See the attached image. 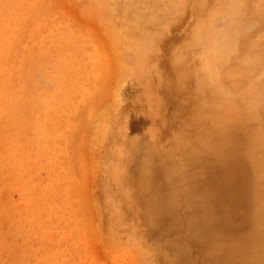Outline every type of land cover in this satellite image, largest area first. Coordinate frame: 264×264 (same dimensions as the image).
<instances>
[{"label": "rangeland", "instance_id": "374dc122", "mask_svg": "<svg viewBox=\"0 0 264 264\" xmlns=\"http://www.w3.org/2000/svg\"><path fill=\"white\" fill-rule=\"evenodd\" d=\"M263 86L264 0H0V264L264 253L245 209L220 225L197 141L210 94L241 105L230 147L252 175L243 141L252 130L264 151ZM191 149L197 178L164 198L166 159L180 167Z\"/></svg>", "mask_w": 264, "mask_h": 264}, {"label": "bare ground", "instance_id": "6f19581e", "mask_svg": "<svg viewBox=\"0 0 264 264\" xmlns=\"http://www.w3.org/2000/svg\"><path fill=\"white\" fill-rule=\"evenodd\" d=\"M255 45L256 44H253V46ZM244 68L245 71L248 72V73L246 72L247 74H251L255 72L248 70V68L245 66ZM232 76H233L232 74L228 75L229 81L231 79L232 81L234 80L233 79L234 77ZM262 88L264 91V86ZM233 103L234 102L232 101L224 100L219 95L210 94L208 99L204 101L205 105L203 106L204 108L201 112V116L199 117L202 118L203 120L204 119L206 120V127L200 130V133L197 135L198 136L197 141L201 145L208 147L212 152L210 154L211 155L210 159L208 157L207 158L209 159V166L213 168L211 170L216 174L215 181L212 184L213 185L212 187L214 189L213 188L212 189L214 191L216 189L219 196H217L218 197L217 202L214 201L212 202L217 203V207L214 208L213 211L217 210L222 215V223L220 225L227 228L230 226V224H232L234 220L242 219L243 216L238 212V210L245 209L247 212V216L244 219H246V221L250 220V222H253L254 224L256 222V224L263 225L262 229L259 228L253 232V239H254L253 246L256 247L257 245L261 244L264 237V151L260 152L257 150L255 143L256 135L254 131L247 129L244 138L246 142L243 141V143H244V147H245V143L246 145L248 144L247 155L251 165L250 169H252V172L250 171L252 175H250L248 173V169L245 164V161H243L240 157H238L235 154V150L231 149L230 147L231 146L230 144H232L230 143V141L232 140L233 142L234 140H236V138L234 139L233 138L234 136H232L233 131L231 132V129L229 127L230 124L228 123V121L240 119L242 116H244L243 115L244 112L241 105L235 108V104ZM235 133L233 135H235ZM235 137L237 136L235 135ZM239 137H241L242 139V137L244 136L239 135ZM236 141L234 142L233 145L236 144ZM238 143L242 145V143H240V138ZM239 144L238 146H240ZM188 151L189 154H187L188 156H186L187 157L186 161L180 167H173L170 160L166 159L165 161L166 168L168 169V171L172 170L176 172L177 176H176V181L173 183L174 185L169 187L168 193L166 196H164V198L165 197H168L170 199L174 198L176 195L175 192L186 187L192 180L197 178L198 173L196 174L194 172L192 166L193 165L192 161L194 160L191 157V155L193 154L192 149ZM245 160L247 162V158H245ZM209 172L207 170L206 172L207 176L209 175ZM148 200L150 199H147V202L145 203L146 205H150ZM256 219H258V221H256ZM212 222L210 223L209 228L203 231V236L207 237L213 233H217L216 230L219 228L220 225L218 226V224H214ZM253 239H251V241ZM249 246L252 245L249 244ZM237 247L238 245L236 246V248L232 245L231 248L228 249L225 246H222L221 251L224 253L223 256H226L225 257L226 260L218 264H264V253L260 251L261 249L260 250L255 249L251 252L242 253L240 249Z\"/></svg>", "mask_w": 264, "mask_h": 264}]
</instances>
